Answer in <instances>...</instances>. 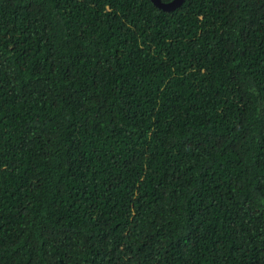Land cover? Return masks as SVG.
Segmentation results:
<instances>
[{"label": "trees", "instance_id": "16d2710c", "mask_svg": "<svg viewBox=\"0 0 264 264\" xmlns=\"http://www.w3.org/2000/svg\"><path fill=\"white\" fill-rule=\"evenodd\" d=\"M0 264H264V0H0Z\"/></svg>", "mask_w": 264, "mask_h": 264}, {"label": "water", "instance_id": "95a60500", "mask_svg": "<svg viewBox=\"0 0 264 264\" xmlns=\"http://www.w3.org/2000/svg\"><path fill=\"white\" fill-rule=\"evenodd\" d=\"M152 3L157 7L164 11H171L176 7L180 6L183 0H171L169 2H164L162 0H151Z\"/></svg>", "mask_w": 264, "mask_h": 264}]
</instances>
